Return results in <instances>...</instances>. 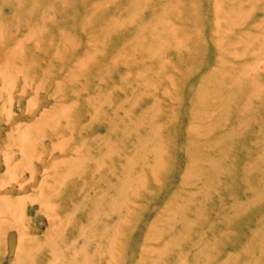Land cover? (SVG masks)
<instances>
[{"label": "rangeland", "instance_id": "obj_1", "mask_svg": "<svg viewBox=\"0 0 264 264\" xmlns=\"http://www.w3.org/2000/svg\"><path fill=\"white\" fill-rule=\"evenodd\" d=\"M0 264H264V0H0Z\"/></svg>", "mask_w": 264, "mask_h": 264}]
</instances>
